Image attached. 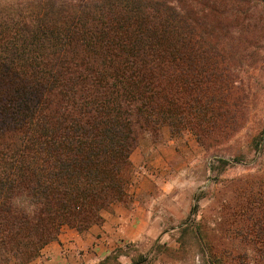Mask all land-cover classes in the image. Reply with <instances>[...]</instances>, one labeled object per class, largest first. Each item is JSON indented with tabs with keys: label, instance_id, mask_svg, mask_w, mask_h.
Returning <instances> with one entry per match:
<instances>
[{
	"label": "trees",
	"instance_id": "trees-1",
	"mask_svg": "<svg viewBox=\"0 0 264 264\" xmlns=\"http://www.w3.org/2000/svg\"><path fill=\"white\" fill-rule=\"evenodd\" d=\"M173 2L0 0V264H28L63 227L127 202L144 136L189 130L211 148L237 130L223 47ZM220 193L179 237L205 264H264V169Z\"/></svg>",
	"mask_w": 264,
	"mask_h": 264
},
{
	"label": "rangeland",
	"instance_id": "rangeland-1",
	"mask_svg": "<svg viewBox=\"0 0 264 264\" xmlns=\"http://www.w3.org/2000/svg\"><path fill=\"white\" fill-rule=\"evenodd\" d=\"M173 1L178 16L186 15L189 25L201 35L199 38L223 47L225 69L218 73V79L228 80L229 101L238 123L227 141L211 148L201 146L189 130L173 136L182 157L175 167L206 168L199 174L204 185L196 194L197 210L194 213V205L190 207L164 252L175 264H205L192 233L179 237L183 224L192 219L202 222L228 180L264 169V0ZM195 32L188 36L190 42L198 37ZM163 129L169 131L167 127ZM160 252L158 248L152 260Z\"/></svg>",
	"mask_w": 264,
	"mask_h": 264
},
{
	"label": "crops",
	"instance_id": "crops-1",
	"mask_svg": "<svg viewBox=\"0 0 264 264\" xmlns=\"http://www.w3.org/2000/svg\"><path fill=\"white\" fill-rule=\"evenodd\" d=\"M180 159L178 140L168 130L157 141L140 139L130 154L128 201L103 209L102 222L82 232L63 227L28 264H175L164 251L194 205L206 168L175 167Z\"/></svg>",
	"mask_w": 264,
	"mask_h": 264
}]
</instances>
